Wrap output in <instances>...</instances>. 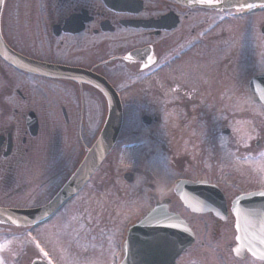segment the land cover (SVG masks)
Instances as JSON below:
<instances>
[{
	"label": "flooded vegetation",
	"instance_id": "1",
	"mask_svg": "<svg viewBox=\"0 0 264 264\" xmlns=\"http://www.w3.org/2000/svg\"><path fill=\"white\" fill-rule=\"evenodd\" d=\"M2 48L0 208L35 223L0 220V264H170L126 256L158 204L193 235L174 264H264L238 250L233 210L264 189V8L0 0ZM114 102L116 139L82 169Z\"/></svg>",
	"mask_w": 264,
	"mask_h": 264
},
{
	"label": "water",
	"instance_id": "2",
	"mask_svg": "<svg viewBox=\"0 0 264 264\" xmlns=\"http://www.w3.org/2000/svg\"><path fill=\"white\" fill-rule=\"evenodd\" d=\"M260 3H264V0H220L219 5L230 8L252 6ZM0 51L2 54H11L6 48H2ZM3 58L28 70L39 71L43 67L41 64L39 65V63L36 65L32 64L33 62L30 63L22 57ZM116 107L117 102H114V108L110 110V117L107 123L82 164L84 168H96L110 150L119 129V125L113 124L114 121H119V110ZM262 192L264 191L240 195L236 199V208L239 210V213H237L236 210L237 225L242 232L239 238L244 246L249 247L251 251L260 256H264V195H261ZM9 214L10 212L0 209V217L8 219L9 222L26 223V221L10 220L11 216ZM162 214L167 213L162 209V206H158L129 228L126 241L128 258L136 251L137 253L140 252V247L149 246L151 244V239L153 240V244H157L156 250H158V252L171 250V254L174 256H177L179 252L190 244L192 239L191 235L188 233L184 235L177 224L172 226L169 232H166L165 236H163L161 231H159L158 235L154 233L156 229L152 230V227L149 225L152 221H158L164 224V220L161 216ZM173 219L175 221L178 220L175 216ZM156 239L157 243H154ZM147 249H145L144 252Z\"/></svg>",
	"mask_w": 264,
	"mask_h": 264
},
{
	"label": "snow or ice",
	"instance_id": "3",
	"mask_svg": "<svg viewBox=\"0 0 264 264\" xmlns=\"http://www.w3.org/2000/svg\"><path fill=\"white\" fill-rule=\"evenodd\" d=\"M261 195H264V192H262ZM237 213H239V210L238 209H237ZM41 251H43V249H41Z\"/></svg>",
	"mask_w": 264,
	"mask_h": 264
},
{
	"label": "rangeland",
	"instance_id": "4",
	"mask_svg": "<svg viewBox=\"0 0 264 264\" xmlns=\"http://www.w3.org/2000/svg\"><path fill=\"white\" fill-rule=\"evenodd\" d=\"M263 187H264V185H263Z\"/></svg>",
	"mask_w": 264,
	"mask_h": 264
}]
</instances>
